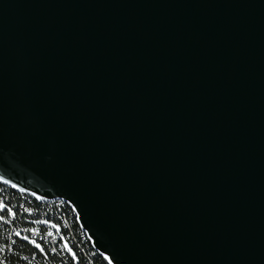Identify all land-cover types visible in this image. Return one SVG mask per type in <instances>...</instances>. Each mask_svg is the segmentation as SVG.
<instances>
[{"label":"water","instance_id":"95a60500","mask_svg":"<svg viewBox=\"0 0 264 264\" xmlns=\"http://www.w3.org/2000/svg\"><path fill=\"white\" fill-rule=\"evenodd\" d=\"M0 179L112 264H264V0H0Z\"/></svg>","mask_w":264,"mask_h":264},{"label":"trees","instance_id":"16d2710c","mask_svg":"<svg viewBox=\"0 0 264 264\" xmlns=\"http://www.w3.org/2000/svg\"><path fill=\"white\" fill-rule=\"evenodd\" d=\"M0 200L6 205L0 211L4 217L0 219V246H8L0 253V264H111L95 248L69 203L42 199L1 180ZM7 208L15 215L7 213ZM33 239L42 244L43 252Z\"/></svg>","mask_w":264,"mask_h":264},{"label":"snow or ice","instance_id":"6c2138e0","mask_svg":"<svg viewBox=\"0 0 264 264\" xmlns=\"http://www.w3.org/2000/svg\"><path fill=\"white\" fill-rule=\"evenodd\" d=\"M5 183H7V181H5ZM12 187H16V185L13 184ZM5 208H6V205L3 203L2 200H0V211H4ZM7 213H10L13 216L15 215V213L12 212V209L11 208H7ZM0 219H4V217L3 216H0ZM15 235L19 236L20 233L19 232H16ZM49 235H51V233H49ZM24 239L27 240L29 238L27 236H25ZM31 242L35 245L36 248H39L42 252L44 251V249L41 247V245L38 244V243H36L35 239H33ZM13 243H14V241H13ZM7 247H8L7 245L0 246V253H3L6 250ZM69 251H71V249H69Z\"/></svg>","mask_w":264,"mask_h":264},{"label":"built area","instance_id":"2783aa9c","mask_svg":"<svg viewBox=\"0 0 264 264\" xmlns=\"http://www.w3.org/2000/svg\"><path fill=\"white\" fill-rule=\"evenodd\" d=\"M1 180V179H0ZM1 181H3V180H1ZM3 183H5V181H3ZM5 184H8V185H11V184H9V183H5ZM18 190H20V189H18ZM20 191H22V190H20ZM41 198V197H40ZM43 199V198H42ZM47 200H50V199H47ZM50 201H64V202H66V203H69V202H67V201H65V200H50ZM70 204V203H69ZM71 206H72V204H70ZM73 207V206H72ZM74 208V207H73ZM75 209V208H74ZM76 211V210H75ZM76 213H77V211H76ZM77 215H78V213H77ZM78 219H79V216H78ZM82 226V225H81ZM82 228H83V226H82ZM83 230L84 231H86L84 228H83ZM86 233L88 234V232L86 231ZM88 236H89V234H88ZM89 238L91 239V237L89 236ZM92 240V239H91ZM93 242V241H92ZM94 245V244H93ZM96 248V247H95ZM97 249V248H96ZM98 250V249H97ZM103 254V253H102ZM112 264V263H111Z\"/></svg>","mask_w":264,"mask_h":264},{"label":"rangeland","instance_id":"374dc122","mask_svg":"<svg viewBox=\"0 0 264 264\" xmlns=\"http://www.w3.org/2000/svg\"><path fill=\"white\" fill-rule=\"evenodd\" d=\"M5 209H6V208H5ZM0 216H1V214H0ZM39 222H40V221H39ZM43 223H45V224H46V222H44V221H43ZM25 236H26V235H24V236H23V238H24ZM27 237H28V236H27ZM28 238H29V237H28ZM27 240H31V239L29 238V239H27ZM36 243H38V242H36ZM38 244H40V245H41V247L43 248V246H42V244H41V243H38Z\"/></svg>","mask_w":264,"mask_h":264}]
</instances>
